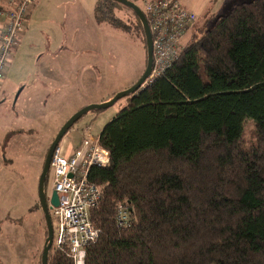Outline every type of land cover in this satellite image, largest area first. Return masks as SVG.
I'll list each match as a JSON object with an SVG mask.
<instances>
[{
    "label": "trees",
    "instance_id": "trees-1",
    "mask_svg": "<svg viewBox=\"0 0 264 264\" xmlns=\"http://www.w3.org/2000/svg\"><path fill=\"white\" fill-rule=\"evenodd\" d=\"M116 5L99 0L95 20ZM98 139L109 162L88 172L101 197L84 264H264V0L201 27ZM47 264L72 261L56 249Z\"/></svg>",
    "mask_w": 264,
    "mask_h": 264
},
{
    "label": "rangeland",
    "instance_id": "rangeland-1",
    "mask_svg": "<svg viewBox=\"0 0 264 264\" xmlns=\"http://www.w3.org/2000/svg\"><path fill=\"white\" fill-rule=\"evenodd\" d=\"M98 1L38 0L6 69L0 87V264H40L47 232L38 202V179L60 127L78 110L131 87L145 69V39L134 13L120 4L112 8L114 18L96 21ZM131 1L142 10L141 0ZM252 1L178 0L197 17L180 41L182 48L195 40L201 27L212 28L218 16ZM0 5L4 6L3 0ZM104 10L108 16V7ZM39 83L42 87L36 89ZM133 95L87 112L60 143L68 140L73 148L79 145L85 127L98 136ZM244 126L247 140L252 123L245 120ZM50 183L49 169L44 183L47 195ZM50 217L54 237L57 219Z\"/></svg>",
    "mask_w": 264,
    "mask_h": 264
},
{
    "label": "built area",
    "instance_id": "built-area-1",
    "mask_svg": "<svg viewBox=\"0 0 264 264\" xmlns=\"http://www.w3.org/2000/svg\"><path fill=\"white\" fill-rule=\"evenodd\" d=\"M142 13L151 34L152 68L145 80L148 85L161 76L177 59L182 50L181 39L194 26L195 13L183 8L178 0H141ZM4 17L0 30V87L6 75L8 60L18 44V35L25 29L27 18L37 0H3ZM145 86V87H146ZM79 146L65 154L62 144L53 150L49 163L51 188L58 196V206L49 209L57 219V229L52 246L65 249L72 264H84L85 247L94 241L97 231L90 221V210L101 197L100 188L88 179L91 166H104L109 154L99 145L98 136H93L88 127L82 129ZM118 225L127 223L124 207H117ZM51 246V247H52Z\"/></svg>",
    "mask_w": 264,
    "mask_h": 264
},
{
    "label": "water",
    "instance_id": "water-1",
    "mask_svg": "<svg viewBox=\"0 0 264 264\" xmlns=\"http://www.w3.org/2000/svg\"><path fill=\"white\" fill-rule=\"evenodd\" d=\"M116 3H119L129 9L135 14L137 19L141 23L144 39H145V46H146V66L142 73V75L139 77V79L128 89L115 94L112 98L100 103V104H92L88 105L77 112H75L72 116H70L67 121L60 127L59 131L53 138L52 142L50 143L44 161L41 169V173L38 179V202L40 209L42 210L45 224H46V232L47 236L44 241L43 249L41 252L40 257V264H47L48 260V253L51 249L52 242H53V231H52V225H51V217L49 213V209L53 206H58V196L55 191H52L50 194V198L48 200L47 195L44 191V183L45 179L49 170V163L51 160V156L53 153V150L55 147L59 144L62 137L67 133V131L71 128V126L78 121L84 114H86L89 111H96V110H102L106 109L109 106H111L113 103H115L119 98L133 95L138 93L141 89L145 88L146 85H144L145 80L148 78V76L151 73L152 68V45H151V34L149 31V27L147 24V21L141 11V9L131 0H112ZM17 97V96H16ZM15 97V99H16Z\"/></svg>",
    "mask_w": 264,
    "mask_h": 264
},
{
    "label": "crops",
    "instance_id": "crops-1",
    "mask_svg": "<svg viewBox=\"0 0 264 264\" xmlns=\"http://www.w3.org/2000/svg\"><path fill=\"white\" fill-rule=\"evenodd\" d=\"M37 3H38V0H37ZM36 3V4H37ZM36 4H35V6H34V8H33V10H32V12L30 13V15H29V17L27 18V22H26V26H25V29L18 35V44H17V46L13 49V51H12V55H11V57L9 58V60H8V65L10 64V61H11V58L13 57V54H14V52H15V50L17 49V47L18 46H20V38H22V36H24V34H25V31H26V29L28 28V26H29V22H30V20H31V17L33 16V14H34V9H35V7H36ZM5 6V5H4ZM4 6L3 5H0V8L2 9V8H4ZM30 18V19H29ZM3 20H4V17H0V30H1V25H2V23H3ZM66 58V57H65ZM65 61L67 62V58L65 59ZM70 65H71V61H70ZM23 88H25V84H23V86H22ZM27 87V86H26ZM32 87H34V89H35V85L34 86H32ZM31 87V88H32ZM42 87V84L41 83H39V87L37 88L36 87V89H40ZM33 89V88H32ZM108 99H110V97H107V98H105L103 101H106V100H108ZM62 149H63V152L66 154H69V153H71L72 152V150H74V148H77L79 145H76V146H74V148L73 147H71L69 144H68V140H63L62 141Z\"/></svg>",
    "mask_w": 264,
    "mask_h": 264
},
{
    "label": "flooded vegetation",
    "instance_id": "flooded-vegetation-1",
    "mask_svg": "<svg viewBox=\"0 0 264 264\" xmlns=\"http://www.w3.org/2000/svg\"><path fill=\"white\" fill-rule=\"evenodd\" d=\"M44 191H45V193H46V189L44 188Z\"/></svg>",
    "mask_w": 264,
    "mask_h": 264
}]
</instances>
